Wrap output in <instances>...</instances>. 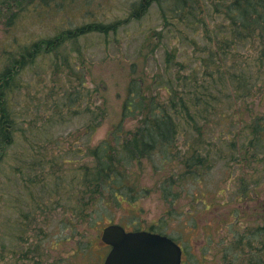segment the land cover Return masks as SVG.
Here are the masks:
<instances>
[{
    "label": "rangeland",
    "instance_id": "374dc122",
    "mask_svg": "<svg viewBox=\"0 0 264 264\" xmlns=\"http://www.w3.org/2000/svg\"><path fill=\"white\" fill-rule=\"evenodd\" d=\"M86 1L87 10L81 1L53 5L49 10L37 6L39 12L35 11L30 0H6L0 5V72L12 68L16 61L29 63L34 59L32 45L41 38L58 41L66 26L62 23L68 17L72 28L74 23L98 21L115 29L107 34L92 32L78 37L76 43L66 39L54 56L47 54L30 61L20 75L21 87L7 102L9 110L18 115L20 132L16 134L14 144L4 151L0 164V250L4 257L0 264H26L21 262L23 257L20 255L26 252L25 247L32 248L30 250L39 256L41 264H97L95 253L91 252H95L92 249L99 245L101 229L109 223L121 224L128 229L134 224L146 230L155 227L154 230L164 231L175 238L182 235L188 247L185 264H221L216 242L226 235L227 228L233 233L234 264L236 255L251 264L257 262L260 254L259 264L261 261L264 264L263 165L257 175L241 173L236 164L228 162L229 148L221 146L230 141L215 142L211 161L197 167L191 175L187 174L186 163L192 149L187 147L180 134L178 147L169 151L172 157L162 167L158 165V154L133 162L128 167L129 182L136 188L131 199L120 197L121 203H117L111 195L104 193L99 199L88 202L81 187L82 170L79 169L82 164L91 163V150L108 137L119 122L130 78L129 67L136 60L142 63L139 51L145 37L153 35L155 30H163L167 24L163 25L160 20V9L155 3L135 20L127 12L132 11L140 0ZM186 33L191 39L189 32ZM181 43L179 51L191 55L192 51L184 40ZM6 49L11 54L7 55ZM167 52L173 54L167 45L153 50L146 61L153 63L151 72L162 66ZM72 68L77 74L71 73ZM75 75L84 78V93L94 91V104L104 105L107 109L106 119L92 132L87 130L84 112L88 95H83V100L75 103V113H72V107L67 109L61 105L63 94L77 85ZM260 98L264 96L255 100L260 101ZM55 114V122L41 120L43 115ZM33 120L36 122L31 128L46 131L43 138H25V131L29 130V123ZM135 127V120L125 121L122 135ZM27 141L36 146L40 144L43 156H33V149L26 144ZM106 142L115 144L110 136ZM217 146L222 149L217 150ZM218 151L222 158L216 156ZM34 160V170L28 174L21 161L31 163ZM49 172H55L58 178L50 177ZM29 178L33 181L42 179L28 189L23 183ZM163 188L176 195L173 201L162 196ZM172 202L178 206L175 208L180 215L176 211L169 213ZM260 208L263 217L257 212ZM21 217L24 225L28 226L30 220L33 223L29 246L27 231L20 224ZM220 222L221 228L217 227ZM216 233L222 237L216 240ZM243 235L248 238L244 247ZM90 243L92 246L88 245ZM87 245L89 253L95 256L93 260L83 254ZM7 251H16L17 260H13Z\"/></svg>",
    "mask_w": 264,
    "mask_h": 264
},
{
    "label": "trees",
    "instance_id": "16d2710c",
    "mask_svg": "<svg viewBox=\"0 0 264 264\" xmlns=\"http://www.w3.org/2000/svg\"><path fill=\"white\" fill-rule=\"evenodd\" d=\"M5 1L0 0V5H4ZM30 1L38 12L41 8L49 10L53 5H70L76 1H81L85 10L89 9L86 0ZM153 3L159 7L160 20L167 26L145 37L139 51L142 63L136 60L129 67L130 78L121 105L120 120L109 135L115 144L106 142L109 136L103 139L91 150V163L82 164L79 169L82 170L81 187L86 192L88 202L99 199L104 193L111 195L117 203H121L120 197L123 200L131 199L136 188L129 182L128 167L155 154L160 155L158 165L162 167L172 157L169 151L178 147L180 134L185 138L187 147L192 149L186 163L187 174L194 175L197 167L211 161L212 149L215 148L213 144L221 140L231 142L221 146L229 148L231 156L228 162L236 164L241 173L248 172L252 176L260 172V165L264 169V98L255 100L264 96V0H140L127 14L137 20ZM66 19L65 22L63 20L62 24L66 26L61 30L58 41L41 38L34 42L35 57L31 62L39 56H54L66 39L76 43L78 37L92 32L107 34L115 31L109 24L98 21H85L81 25L74 23L72 28V22ZM186 32H189L191 39ZM182 40L191 49V55L179 51L178 45L182 44ZM164 45L171 48L173 54L167 52L162 66L156 72H151L153 63L146 61L155 48L160 50ZM6 51L7 55L11 54L9 50ZM30 61H16L12 68L0 72V164L4 151L14 144L16 134L20 132L17 127L18 115L9 110L7 102L15 90L20 89V75L25 65L31 64ZM64 62L68 63L66 58ZM74 70L70 69L71 73L77 74ZM75 78L77 85L62 96V108L72 107V113H75V103L83 100V95H88L84 107L86 127L89 132L95 131L106 119L107 109L104 105L94 104L93 90L84 93V78ZM255 109H259V112H255ZM54 117L56 114L43 115L41 120L55 122ZM127 120H135L136 127L123 136L122 126ZM33 122L36 121L29 123L25 138H43L46 131L31 128ZM26 144L33 149V156H43L40 144L36 146L28 141ZM221 146H217V150H221ZM216 156L222 158L219 151ZM35 161H21L28 174L33 172ZM48 175L58 178L55 172ZM41 179L33 181L29 178L27 184L23 185L29 189ZM162 196L172 201L176 197L167 193L166 188L162 189ZM23 217L20 224L27 231L26 242L29 246L28 237L33 235L30 233L33 223L30 220L28 226L24 225ZM25 248L26 252L20 254L23 257L21 262L37 263L36 253L30 250L32 248ZM9 252L7 254L17 260V252ZM0 261H4L1 250Z\"/></svg>",
    "mask_w": 264,
    "mask_h": 264
},
{
    "label": "water",
    "instance_id": "95a60500",
    "mask_svg": "<svg viewBox=\"0 0 264 264\" xmlns=\"http://www.w3.org/2000/svg\"><path fill=\"white\" fill-rule=\"evenodd\" d=\"M102 240L112 247L104 264H180L181 250L166 236L126 233L120 225L112 224L104 228Z\"/></svg>",
    "mask_w": 264,
    "mask_h": 264
},
{
    "label": "flooded vegetation",
    "instance_id": "af4514ba",
    "mask_svg": "<svg viewBox=\"0 0 264 264\" xmlns=\"http://www.w3.org/2000/svg\"><path fill=\"white\" fill-rule=\"evenodd\" d=\"M171 206H170V210H169V213H172V212H174V211H176V212H178V215H180V211L178 210V209H176L175 207H177L178 208V206H175L173 203L172 204H170ZM264 210V209H263ZM263 210H262V212H261V208L260 209H257V212L259 213H261V217H263ZM182 213H184L183 211H181ZM134 219L135 218H133L132 219V221H134ZM222 222H225V221H222ZM111 224H115V223H109V224H107V225H105L102 229H101V234L98 236V239H99V241H98V243L97 244H99L98 246H96V248L95 249H92V251H95V252H91V253H95L94 255L96 256V259H97V261H98V263L97 264H104L105 263V261H106V258L108 257V255H109V253H110V251H111V246L110 245H108V244H106L103 240H102V231H103V229L106 227V226H108V225H111ZM119 225H121V224H119ZM123 228H124V230L126 231V232H139V231H145V232H151V233H154V234H160V235H164V236H167L168 238H170L174 243H176L177 244V246L180 248V250H181V257H180V264H185V260H186V256H187V254H188V247L185 245V241H183L184 239H183V236L182 235H179V236H177L176 238L175 237H173V236H171V235H169V234H167L166 232H164V231H158V230H154V228H150V229H148V230H146V229H141V228H139V227H136L135 226V224L134 225H132L133 227H131V229L129 228H126L124 225H121ZM220 226V228L222 227V223L220 222L218 225H217V227H219ZM224 226H226L225 224H224ZM158 227V226H157ZM217 235H216V240L217 239H219V238H221L222 236L220 235V234H218V233H216ZM231 234H233L232 232H231V230L230 229H227L226 228V235H224L222 238H221V240L220 241H218V242H216V247L218 248V251H219V253H220V262H221V264H234V262L233 261H235V256H233V252H232V240H233V238H232V236H231ZM242 238H243V247H244V244L248 241V238H245V236L243 235L242 236ZM88 245H90V246H92V243H90V244H88ZM88 245L86 246V248H84V250H83V254H87V255H89L90 256V259L91 260H93V259H95V256L94 255H92L91 253H89L90 251H89V249H88ZM87 249V250H86ZM200 250V249H199ZM261 255L262 254H260V257H261ZM237 257H236V262H235V264H248V262H247V260L245 259V258H243V257H240L239 255H236ZM257 258L256 260H257V262H255V263H251V264H259V260L261 259V258ZM252 259H250V261H251ZM36 262L37 263H33V262H31L30 264H41V260L39 259V256H37V259H36ZM261 264H263V262L261 261L260 262ZM45 264H47V262L45 263ZM198 264V263H197Z\"/></svg>",
    "mask_w": 264,
    "mask_h": 264
}]
</instances>
